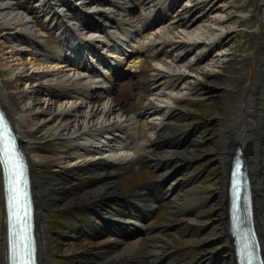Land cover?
Listing matches in <instances>:
<instances>
[{
	"label": "bare ground",
	"instance_id": "6f19581e",
	"mask_svg": "<svg viewBox=\"0 0 264 264\" xmlns=\"http://www.w3.org/2000/svg\"><path fill=\"white\" fill-rule=\"evenodd\" d=\"M90 1L63 0L60 4H53L52 0H32L36 13L40 15V18L44 19L46 26L56 35L58 45L48 47L41 41L39 31L35 29L34 22L29 20L27 14L13 7L12 2L0 0L1 46L6 44L8 49L6 52L10 53L7 58H11L10 61L14 62V65H10V61L7 58L5 60L2 58L0 67L8 71V76L14 81L22 78L26 82H32L29 87L36 85L41 88L43 81H47L51 77L52 68L56 70L67 65L60 60L63 51L74 53L79 43H82L84 47H92L91 44L93 42L99 41L96 32L105 30L110 37H119V35L123 34L124 28H127L130 33L139 32L146 23L157 20L160 17L159 9L161 7L169 8L173 6L172 3L174 2V0H96L97 5L102 2L105 6L104 9L98 7L90 9L89 7L87 8ZM220 1L189 0L186 7L176 12L174 15L176 21H173V27L188 26L191 22H194L193 20L195 22L198 20L202 21L210 12L216 11L215 15L206 21L204 20L205 22H201L198 26L196 25L197 27L190 32L180 33V36L172 34L171 38H164L160 34H155L152 38H148L146 45L140 46L134 41L135 43L133 42L128 46L130 50L125 52L123 56L134 63L136 60L138 64L135 63L137 66L133 74L124 77L119 76L118 83H111L101 87L93 85L80 88L73 85V87L70 83L79 78L76 75L77 73L74 74L73 72L71 77L69 74L58 75L54 82L51 81L52 83L44 84V86L48 85V88L52 86L60 93V96L69 95V98H75L70 102L67 101V105L59 108L60 110L53 109L48 103L46 106L24 104L23 111L20 112L13 104L10 96L5 92L0 80V104L9 116L17 134L13 133V136L25 154L30 167L40 264H48V256L51 249H58L59 252L66 255H78L83 264H184L181 260L173 262L177 246L170 243L171 240H167L161 231L144 229L142 233H133L129 225L135 219L131 218L124 209L115 212L111 210L103 213L99 212L98 216L106 221L107 225L118 221L125 229L120 230V228L114 226L101 228L96 225L95 228H91V233L79 232V237H83L82 241L77 236H74L65 240L64 243L52 238L45 229L42 211L45 206L55 208L67 207L72 204L86 205L95 199L105 198L113 200L116 196H123L113 180L116 173L112 167L118 163H126L129 160L136 161L139 157L150 156L148 147L155 145L156 141L158 143L170 142L169 139L172 138V132L169 127L174 121H177L178 114L176 113L180 112L177 108L172 109L170 103H174L177 98H182L186 95V91H181L183 88L186 89V86L176 91L175 88L177 89V86L174 84L175 81L188 78L182 68L189 69V67L191 68L193 65L198 64L204 56L203 54L209 53L211 48L218 45H227L233 37L230 34L231 31L225 26L233 18L225 14L228 11L227 9L232 6L229 3L221 4ZM260 12L259 20L261 22V20H264V8H261ZM197 13L200 14L199 17L194 18ZM119 39L121 38L119 37ZM260 45H264V41L261 38L258 40L254 53L247 60L242 56L235 57L231 67L222 69L221 66L226 64V58L221 61L217 60L216 70L219 71L220 76L216 82L207 81L205 79L206 74L201 72L196 73L200 77H196L195 81L201 80L202 90L206 94L214 93L216 91L214 88L218 89L219 86L223 88V84L229 88H233L235 85L240 87L238 96H236L237 98L231 108L232 112L228 115V123L221 130L228 139L225 148L230 146L229 151L235 149V147L232 148L235 143L237 147L240 145L243 149L249 148L246 157L247 166L241 173H248L250 178L252 193L255 198L254 206L257 210L258 227L261 233L260 238L264 247V176L260 172L262 170V160H264L262 156L264 128H262V117L256 109L257 104L255 102L259 84L257 80H254L258 46ZM168 49L176 52L172 55L173 58L170 64L167 66L163 65V67L158 65L159 68L157 65L155 66L156 68L148 65L149 57L157 56L158 53L169 54ZM25 50L29 51L30 58L35 57L36 53L39 52V55L43 56L46 62L50 59L57 62L52 68H49L50 66L43 67L41 63L38 64L37 59L36 61L28 59L29 64L27 67L25 63L19 62L18 58ZM115 50L119 49L115 48ZM227 54H229L227 51L218 52V55L221 56H227ZM189 55L193 58V64H180L179 67H174L175 63H181ZM72 58L73 55H70V59ZM117 60L115 65L110 68L112 70L111 73L114 75L119 71L117 63L121 66L119 58ZM82 63L83 59L80 57L75 64V68L82 67ZM161 79L164 81L158 83ZM68 85L72 87L70 93H61L59 89L68 87ZM98 88L106 90L108 98L106 102L103 101V97L101 98L98 95L89 98L90 92ZM85 98L90 99L87 104L84 101ZM104 100L106 99L104 98ZM214 114H217V112L215 111ZM27 116L37 119L35 124L37 129L50 124V122L57 121L58 125L54 129L52 136L57 139L65 137V140H69L73 146L72 150L78 151L75 162L80 164V168L89 177L101 179L102 184H98V187L93 189L89 186L83 187L80 191L66 195L64 194L67 188L66 183L70 179L69 173L66 172L51 179L55 187L54 190L57 193L45 194L41 189L42 182L36 176V162L32 159L30 149L25 141L27 136L24 123ZM147 130L151 134L144 136ZM211 151V148H206L202 152H198L193 148V144H190L182 151H176V149L174 151L171 146L168 147L167 145L165 149L166 155L162 156L163 159H166V166H163L158 160L153 161L156 162V169L162 172L161 178H168L172 173H175L174 171H169V168L171 164L177 162V157L194 161L206 157ZM224 156L221 157V162H223ZM228 156L230 158L225 164L222 183L225 193L227 190L226 168L232 153ZM0 167H2V163H0ZM182 175L172 182L168 181V184L165 183L163 186L165 193H169L167 197L171 199L170 205L173 214L172 220L168 224L184 243H193L197 239L188 237L186 230L193 222H205L207 212L196 213V216L192 218L187 217L189 215L188 212H193L195 205L205 198V193L210 186L193 182L189 174H185L183 177ZM177 180L181 181L183 186H185L183 187L184 190L180 192H177L178 189L176 191L177 186L180 184ZM218 184L215 183L211 186L215 188ZM176 192L177 194H175ZM225 193L223 198H225ZM139 196L145 198L144 207L147 209H143L142 212L144 214L155 210L154 198L157 195L151 190H146L145 195L143 193ZM224 203L226 206V199ZM89 214L92 215L93 211L91 210ZM4 219V198L0 168V264H6ZM199 219L201 220L199 221ZM99 232L108 233L110 238L98 239ZM123 232L127 235H124ZM76 240H80V242ZM204 240H206L205 237L201 239V242ZM230 244L231 242L229 243V249ZM91 256H95V258ZM207 256L198 264H214V255L208 254ZM134 257L137 259L136 263L132 262ZM231 259L234 263L233 254Z\"/></svg>",
	"mask_w": 264,
	"mask_h": 264
},
{
	"label": "rangeland",
	"instance_id": "374dc122",
	"mask_svg": "<svg viewBox=\"0 0 264 264\" xmlns=\"http://www.w3.org/2000/svg\"><path fill=\"white\" fill-rule=\"evenodd\" d=\"M13 1L15 2V4L12 3L13 7L21 10H24L26 8L27 13H29L30 15V12H32V9H30L31 1L4 0V2L9 3ZM62 1L63 0H52V3L60 4L62 3ZM188 1L189 0H174V3H172L174 4L173 6L169 8L161 7L159 9L160 17L157 20L146 23V25H148L143 26L137 33H130L124 30V33L119 35L122 40L119 39V37L107 36L104 32H96L99 41H96L95 43L93 42L91 44L93 46V48L91 47V49H93L91 51H93L95 56H93L92 52H90V54L87 53L85 51L86 49H83L81 46V48L75 49L77 53L74 54L78 58L74 61V63L76 64V62L79 61V57L81 56H83V61L85 58L96 59L97 57H99V60L97 58L95 62L93 61V63L98 67L102 65V62H104L103 60L115 63L118 58L116 60H114V58L117 56L120 58L124 57V54L122 53L130 50L128 46H130L133 41H135L136 44L140 46L144 45L145 43L147 44L148 42L146 41H148V38H152L155 34H160V36L164 38H171L173 35L177 34L180 36V33L192 31V29H195L201 22H205L216 13V11L210 12L207 16L208 18L206 17L202 21L198 20L195 22V20H193L194 22H191L193 24L190 26V23L188 26H185L186 28L184 26L173 27V23L176 21V17L174 15L176 14V12H178V10L186 7ZM220 2L221 4L229 3V5L232 6L227 9L228 11H226L225 14L233 18L230 19L225 24V26L231 31L230 34H232L233 37L227 45H218L211 48L209 53L203 54L204 56L201 58L198 64L193 65V67L191 68L189 67V69L182 68L188 78L175 81L174 84L175 86H177V89L175 88L176 91H178L183 86H186V89L183 88L181 89V91H186L185 97L187 98H177L174 103H170L172 109L177 108L180 110V112L176 113L178 114L177 121H174V123H172L169 127L170 131L172 132V138L169 139L170 143L167 144L156 142L155 145L148 147L150 156L144 158L141 157L139 162H130V160L126 163L118 164L115 168V172L117 175L115 178V182L117 183V186L119 187L121 192L127 193L128 190H136L135 185H141L146 181L150 183L154 182L156 178H158V176H160L161 178L162 172L156 169V162L153 160H158L161 164H163V166H166V159H163L162 156L164 157L166 155L165 149L167 145L171 146L174 151L175 149L176 151H182L190 144H193V148L198 152H202L206 148L212 149L211 153H208L206 157L194 161H189L177 157V162L173 163L172 165L176 168L174 170L178 171V173L175 175L176 178H179L182 174V177L185 174H189L191 175L193 182L210 186L205 193V198L201 199L199 204L195 205L193 212H188L189 215L187 216L188 218H192L196 216V213H201L203 211L207 212L205 222H193L186 230L188 237H194L195 239H197V241L193 243H184L173 231L172 227L168 224V222L172 220L171 217L173 216L171 205L169 202L171 200L170 197L169 200L168 198H162L158 203H156L157 209L147 215L145 220V223L148 222L147 225L156 227L149 228L148 230L161 231L163 233V236L167 240H171L170 243H173V245L177 246L173 262L181 260L184 264H198L203 260V258H205L203 256H207L208 254L214 255V264H233L231 259L232 252L229 249L228 236L226 234V215L224 210L225 204L223 198L225 190L224 185L222 184L225 164L229 158L228 155L230 154V146L226 145L227 148H225V144H227L228 139L226 138V134L223 133L221 128L224 129V126L228 123V115H230V113L232 112L231 108L237 98L236 96H238V90L240 87L235 85L233 88H229L227 85L223 84V88L220 86L218 89L214 88L217 92L215 91L212 94H206L205 91L202 90L201 80L195 81L196 77H200H198L196 73L201 72L202 74H206L205 79L207 81L216 82L220 76L219 71L216 70L217 60L221 61L222 59L226 58V64L224 66L222 65L221 68L224 69L226 67H231L233 65V59L235 57L242 56L247 60L250 55L254 53L255 48L258 44V40L261 38L264 41V20H261V22L259 20V16L261 13L260 9L264 8V0H221ZM88 7L90 9H93L95 7H99L100 9H102L103 6L97 5L96 0H91L87 5V8ZM199 15V13L195 14L194 18H198ZM32 17L34 23L36 25H39V28L35 26V29H38L39 31L41 35V41L48 47L57 46V39L52 31H50L49 28L46 27V23L40 17H36V13L32 14ZM258 20L260 23L258 22ZM115 46H119L117 47V49L120 48V50H115ZM7 50L8 49L6 44L1 46L0 38V61L2 58L5 60L10 55V53L6 52ZM168 51L169 54L158 53L157 56H153L152 58L149 57L147 61L148 65L151 67H155L156 65L157 67L158 65L160 67H163V65L167 66L168 64H170V61L173 58L172 55H174V53L176 52L170 49H168ZM219 51H227V53L229 54H227V56H221L218 55ZM36 54L37 56L35 55V57L30 58L29 51L25 50L18 56L20 60L19 62L25 63V65H27L28 67L29 60L36 61L37 59L38 64L41 63L43 67L50 66L49 68H52L53 65L57 62H54L53 59H50L46 62L43 56L39 55V52H37ZM165 54L167 55L165 56ZM192 59L193 58L191 57V55H189L185 57L181 61V63H175L174 67L177 68L180 66V64L191 65L193 64ZM10 60L11 58L8 59V61ZM119 60H123L121 66H117L119 69V74L126 76L134 73L137 66L136 64H138L136 60V64L134 62H131L130 59ZM256 62L257 66L254 80L258 81L259 86L257 95L255 96V99L257 98L255 102L257 104L256 109L258 110L259 115H261L262 117V128H264V45L258 46V56ZM64 63L67 65L56 69L57 71L52 68L51 77L49 78V80L43 81L41 88L36 85H34V87H29V85H32V82H26L22 78L14 81L8 76V71L4 70L1 67L0 80L5 92L10 96L13 104L20 112L23 111L24 104H37L38 106H46V104L48 103L50 106H52L53 109L60 110L59 108L67 105V101L70 102L75 98H69V95L60 96V93L56 91L52 86L48 88V85L44 86V84H49L51 81L54 82L55 78L58 75L69 74V76L71 77L73 72L79 75L85 72L84 69L75 68V66L72 65L73 63H71V60H65ZM84 63L89 65L88 61L86 60L84 61ZM10 65H14V62L10 61ZM106 70H108L107 67L103 71L105 72ZM93 74L86 77H80L79 79L72 81L70 84L71 86L74 85L75 87L79 88L89 85L100 87L109 84L111 81L110 78L107 77V75L99 76V73L97 71ZM163 81L164 80L161 79V81H159L158 83H162ZM71 86L68 85V87H61L59 90L63 94H69L72 90ZM50 91L52 92L49 93ZM93 92L95 93L93 94L91 91L90 95L88 96L100 95L101 98L103 97L104 102L108 100V98L106 97V92H104V90L96 89L93 90ZM104 98L106 100H104ZM84 101L87 104L89 99L85 98ZM215 111L217 112V114H214ZM36 120L37 119H32L30 116L25 117L24 129L27 136L25 141L27 142L30 149L32 159L36 162V176L42 182L41 189L45 194L57 193L54 190L55 187L51 179L57 177L61 173L66 172H68L70 175V179L66 183L67 188L65 189L64 193L66 195L72 192L80 191V189H82L83 187L89 186L93 189L98 187V184H102L101 179L88 177L87 174H85L84 171L80 168V164L75 162L78 151L72 150L73 146L70 144L69 140H65V137V139L63 137H61V139H57L55 136H52L54 134V129L58 125L57 121L50 122V124L44 125L37 129L35 128ZM150 134L151 133L148 131L147 133L145 132L144 136H149ZM197 138H200L201 140ZM262 146V156L264 158V137ZM222 156H224L223 162L220 161ZM262 161V170H260V172L264 176V160ZM157 172L159 175L157 174ZM174 179L170 181L172 182ZM179 183L180 186L178 185L176 188V191L178 189L177 192L184 190L183 187H185L183 186V183H181V181ZM215 183L219 184L217 185V187L213 188L211 185ZM154 192H159V189H154ZM177 192L175 194H177ZM159 193L160 196H163L162 192ZM112 203V200L109 201L105 198H100L92 200L86 205L72 204L68 205L67 207L65 206L66 208H68L67 210H64V207L54 208L52 206H45L42 211L45 229L50 233V236L52 238H55L62 243L74 236H77L78 239L82 241L83 237H79V232L83 230L88 231L89 227L94 226L90 221H88V218L85 217V215L87 216L89 212L87 210L88 206L104 211L109 210V207H111L110 204ZM162 203L166 204L164 206H159ZM80 210L82 212H80ZM78 213L79 216L77 217H80L79 219L74 216V214ZM134 213L137 214V212ZM154 216L155 219L153 218ZM62 220H64V222ZM200 220L201 219H199V221ZM62 223H65L66 227L60 225ZM76 225L77 227L79 226L81 228H79L80 230H77V232H74L73 229H75ZM155 225H157L158 227ZM56 227L57 230L54 229ZM164 228L165 232H168V229L166 228H169V231L171 232L164 233ZM64 232L66 234H64ZM204 237L206 238V240L201 242V239ZM80 240L76 241L80 242ZM169 246L171 245L169 244ZM91 257L95 258V256ZM132 259V262L136 263L137 259L135 257ZM48 264H83V262L78 255H66L59 252L58 249H51V252L48 256Z\"/></svg>",
	"mask_w": 264,
	"mask_h": 264
},
{
	"label": "snow or ice",
	"instance_id": "6c2138e0",
	"mask_svg": "<svg viewBox=\"0 0 264 264\" xmlns=\"http://www.w3.org/2000/svg\"><path fill=\"white\" fill-rule=\"evenodd\" d=\"M0 163H8L6 160L0 159ZM9 192H10V200H11V210L15 212V205L21 203V189L23 185V172L19 165H15L9 177ZM24 219H26V212L24 215ZM26 249L25 245H21ZM13 264H32V254L28 252L26 258H21L19 254L14 258Z\"/></svg>",
	"mask_w": 264,
	"mask_h": 264
},
{
	"label": "water",
	"instance_id": "95a60500",
	"mask_svg": "<svg viewBox=\"0 0 264 264\" xmlns=\"http://www.w3.org/2000/svg\"><path fill=\"white\" fill-rule=\"evenodd\" d=\"M4 139V138H3ZM0 148H1V139H0Z\"/></svg>",
	"mask_w": 264,
	"mask_h": 264
}]
</instances>
